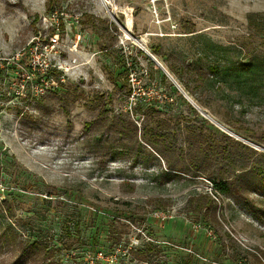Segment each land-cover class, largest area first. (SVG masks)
<instances>
[{
	"label": "rangeland",
	"instance_id": "obj_1",
	"mask_svg": "<svg viewBox=\"0 0 264 264\" xmlns=\"http://www.w3.org/2000/svg\"><path fill=\"white\" fill-rule=\"evenodd\" d=\"M48 2L0 0V234L44 238L60 264L99 251L113 264H264V193L249 204L215 193L208 168L163 182L166 159L150 148L154 159L104 162L95 144L107 138L83 132L98 94L109 117L163 122L185 152L202 131L264 153V0ZM238 63L252 68L226 70ZM218 162L224 177L242 166ZM213 193L216 222L189 202ZM4 246L0 264L13 258Z\"/></svg>",
	"mask_w": 264,
	"mask_h": 264
},
{
	"label": "trees",
	"instance_id": "obj_2",
	"mask_svg": "<svg viewBox=\"0 0 264 264\" xmlns=\"http://www.w3.org/2000/svg\"><path fill=\"white\" fill-rule=\"evenodd\" d=\"M55 4H58V0H49L48 11H53ZM157 55L155 51L152 52ZM252 68L250 63H238L226 67L228 71H248ZM189 71H196L193 67H186ZM208 71L215 73V68H208ZM172 73L178 81V72H175L170 68ZM123 78L128 80V70L123 71ZM198 77L206 78V73L200 71L197 74ZM114 89H119L117 84L113 82ZM58 87H61L58 85ZM57 89H53L50 93L57 95ZM184 89L186 90L185 86ZM131 93L128 90V95ZM68 99L64 97L63 104L61 105L63 110L66 108ZM95 104L96 114L95 116L84 124L83 132H96L98 137H106L107 144H95V153H99L97 156L99 159L105 157L106 162L109 159L124 157L128 158L130 152H133V156L130 157L132 163H137L142 155L145 160L150 158L154 159L151 152H145L146 148H150L152 152L158 154L160 157L166 159V170L159 177L161 181L166 182L175 178H179L180 175L192 174L197 175L202 169L208 168L211 172L208 173L207 178L212 182V188L215 193L226 196L233 201L244 202L249 204L248 192L258 191L264 193V153H259L239 142H232L233 145L229 146L226 142L224 144H215L212 137H205L202 131H198L196 135L191 134V137H187L184 141L190 150L185 152L182 147L178 146L177 136L172 128H162L163 122L155 121L156 126L152 127L145 123L140 127L137 126V121L130 119L131 110L120 111L119 113L112 114V117L108 116V111L104 106L103 97L98 94L95 95L93 101ZM139 112V109L137 110ZM140 113V112H139ZM144 115V114H143ZM193 133V132H191ZM224 140L229 139L227 136H223ZM194 150L200 155L191 153ZM251 153L252 159L246 160V154ZM219 159L229 162L234 160L239 162V173L229 177H224L222 172L227 170V167L219 164ZM102 164V161H101ZM216 170V174L214 172ZM6 200H3L6 205ZM161 202V203H160ZM159 206H168L169 201L160 200ZM190 204H193L196 211H204V215L211 218L216 222V195L205 194L197 197H193L189 200ZM7 209L10 206L6 205ZM6 209V208H5ZM84 225V224H83ZM81 225V226H83ZM80 224L75 223V228H79ZM12 230V228H7ZM7 236V233L0 234V247L10 248L13 253V258L8 264H26L32 262L33 264H60L52 261L55 252L50 248L49 243L44 238H36L32 242L23 240H15L14 237ZM99 243V242H98ZM137 251L136 253H138Z\"/></svg>",
	"mask_w": 264,
	"mask_h": 264
},
{
	"label": "built area",
	"instance_id": "obj_3",
	"mask_svg": "<svg viewBox=\"0 0 264 264\" xmlns=\"http://www.w3.org/2000/svg\"><path fill=\"white\" fill-rule=\"evenodd\" d=\"M58 88V85H56L55 87L53 88H48V89H41L39 88L38 89V93H41V95L43 94V92H50L51 90L53 89H56ZM37 90V89H36ZM115 259V258H114ZM114 259L113 258H109L107 257L103 252L99 251V252H96L93 256H87L85 261L86 263L85 264H113L114 262Z\"/></svg>",
	"mask_w": 264,
	"mask_h": 264
},
{
	"label": "water",
	"instance_id": "obj_4",
	"mask_svg": "<svg viewBox=\"0 0 264 264\" xmlns=\"http://www.w3.org/2000/svg\"><path fill=\"white\" fill-rule=\"evenodd\" d=\"M153 60L159 65V67L162 69V71L165 73L166 76H168L170 79H172L169 74L165 71V69L162 68V66L154 59L153 57Z\"/></svg>",
	"mask_w": 264,
	"mask_h": 264
},
{
	"label": "bare ground",
	"instance_id": "obj_5",
	"mask_svg": "<svg viewBox=\"0 0 264 264\" xmlns=\"http://www.w3.org/2000/svg\"><path fill=\"white\" fill-rule=\"evenodd\" d=\"M130 23H131V21H130V19L128 18V20H127V25L129 26Z\"/></svg>",
	"mask_w": 264,
	"mask_h": 264
}]
</instances>
